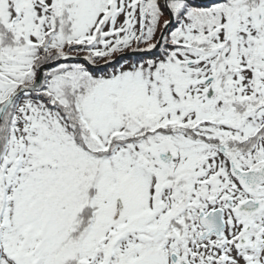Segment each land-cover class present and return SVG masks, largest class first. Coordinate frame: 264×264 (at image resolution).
Here are the masks:
<instances>
[{
  "label": "snow or ice",
  "instance_id": "1",
  "mask_svg": "<svg viewBox=\"0 0 264 264\" xmlns=\"http://www.w3.org/2000/svg\"><path fill=\"white\" fill-rule=\"evenodd\" d=\"M0 264H264V0H0Z\"/></svg>",
  "mask_w": 264,
  "mask_h": 264
}]
</instances>
